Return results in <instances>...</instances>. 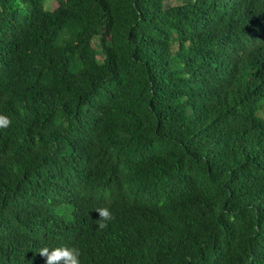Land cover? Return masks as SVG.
I'll use <instances>...</instances> for the list:
<instances>
[{
	"label": "trees",
	"instance_id": "obj_1",
	"mask_svg": "<svg viewBox=\"0 0 264 264\" xmlns=\"http://www.w3.org/2000/svg\"><path fill=\"white\" fill-rule=\"evenodd\" d=\"M0 115V264H264V0H0Z\"/></svg>",
	"mask_w": 264,
	"mask_h": 264
},
{
	"label": "clouds",
	"instance_id": "obj_2",
	"mask_svg": "<svg viewBox=\"0 0 264 264\" xmlns=\"http://www.w3.org/2000/svg\"><path fill=\"white\" fill-rule=\"evenodd\" d=\"M10 120L3 115H0V127H7ZM101 223L100 228L106 227L107 221L111 220V211L108 208H98ZM39 254L46 258V264H81V250L75 245H62L60 247L48 248L42 247L39 249Z\"/></svg>",
	"mask_w": 264,
	"mask_h": 264
},
{
	"label": "rangeland",
	"instance_id": "obj_3",
	"mask_svg": "<svg viewBox=\"0 0 264 264\" xmlns=\"http://www.w3.org/2000/svg\"><path fill=\"white\" fill-rule=\"evenodd\" d=\"M55 6H56V4H54L53 2L49 4V8H50V9L55 8Z\"/></svg>",
	"mask_w": 264,
	"mask_h": 264
}]
</instances>
